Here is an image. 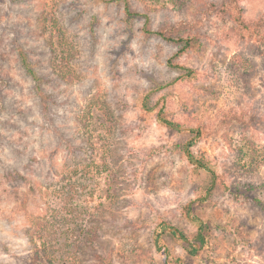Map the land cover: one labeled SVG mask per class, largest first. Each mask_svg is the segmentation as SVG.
Listing matches in <instances>:
<instances>
[{
    "label": "rangeland",
    "instance_id": "obj_1",
    "mask_svg": "<svg viewBox=\"0 0 264 264\" xmlns=\"http://www.w3.org/2000/svg\"><path fill=\"white\" fill-rule=\"evenodd\" d=\"M121 1L0 0V264H162L160 222L192 235L182 210L209 176L182 151L190 138L157 121L159 106L199 129L192 152L247 196L217 188L196 210L212 230L196 257L168 234L165 245L182 264H264V45L226 0H127L150 31L199 40L180 53ZM235 3L264 35V0ZM16 44L42 78L44 113ZM33 227L49 239L31 241Z\"/></svg>",
    "mask_w": 264,
    "mask_h": 264
},
{
    "label": "trees",
    "instance_id": "obj_2",
    "mask_svg": "<svg viewBox=\"0 0 264 264\" xmlns=\"http://www.w3.org/2000/svg\"><path fill=\"white\" fill-rule=\"evenodd\" d=\"M185 0H175V4H182ZM123 2V11L125 13V16H127L128 19H132L135 17L143 18L144 25H143V31L145 34H153L157 35L161 39L165 40L167 43H174L179 44L180 46V53L184 52H191L197 49L199 46V40L195 38V36H188L183 37L180 36V31L178 27L171 28V31L174 33L169 34L166 33L164 29L153 32L149 30L148 26V19L145 16H142L138 12H133L131 10V7L127 0H122ZM222 11L225 14H228L229 17L233 20V22L236 24V26L242 31V33H248L249 36L255 37L257 41L264 45V35H261L256 27L258 25H253L254 27L248 26L247 24L242 21V18L239 14V8L237 7L235 0H226L222 6ZM261 23H264V20L261 21ZM259 27H262L259 26ZM244 39V38H243ZM16 53L18 60L23 67L25 73L27 74L28 78L35 84L36 93L41 98L42 107H43V113L46 112L47 104H44L47 100L46 95L44 92L40 89V83L42 81V78L36 74V72L33 69V66L30 64L26 52L21 48L18 44H16ZM241 57V55H240ZM242 59V58H241ZM171 66L172 62H169ZM175 65V64H174ZM177 67L178 66H174ZM149 100V97H145V103L143 104V109L145 112H151L153 108L148 107L146 102ZM45 115V114H44ZM157 115V121L160 122L166 129L176 132L179 134H185L187 137H189V141L185 142L183 145H181V149L184 152L186 158L188 159L189 163L192 164L196 169L203 170L206 172L209 176V185L205 189L204 193L202 195H199L195 200H192L188 202L183 207V214L184 217L195 225V232L192 235H188L185 232H183L180 228L167 224L165 222H160L155 230L153 231V238L152 243L155 248V251L160 256L161 263L162 264H182L181 258L174 255L165 245L164 236L166 234L172 236L175 238L181 250L187 255L188 257H196L202 250L208 248L211 246L212 243V230L209 222L201 219L197 213L196 210L200 207H203L206 205L210 195L217 189H221L222 191H225L233 196L235 199H246L247 196L244 194L242 190H240L237 187H230L228 184H226L223 181V178L218 175L217 171L211 167V165L208 163V161L200 155H196L192 152V147L198 142V139L200 138V132L199 129H193V128H183L179 123L169 119L166 116V112L163 110L162 106H159L156 110ZM237 121H239L236 118ZM70 201H65V204ZM254 202L258 204V206L261 208V210H264V204L259 198H254ZM65 210H68L64 206ZM74 209H72L70 212L72 213ZM67 212H65V216L68 221V216L66 215ZM70 221L73 219L70 218ZM134 227L136 229H140V224H134ZM30 232V240L33 241L34 239L41 240L42 238L49 239L46 237L49 234H45L46 229L42 227H33L31 228ZM53 236V235H52ZM43 245V252L46 253L45 257L48 258V255H51L52 253L48 252V249L46 248V245L44 242ZM104 264H109L108 261H103Z\"/></svg>",
    "mask_w": 264,
    "mask_h": 264
}]
</instances>
